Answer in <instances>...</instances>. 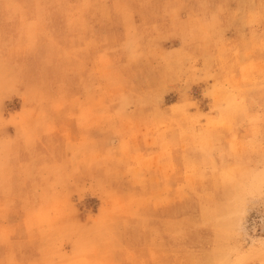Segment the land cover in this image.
<instances>
[{
  "label": "rangeland",
  "instance_id": "374dc122",
  "mask_svg": "<svg viewBox=\"0 0 264 264\" xmlns=\"http://www.w3.org/2000/svg\"><path fill=\"white\" fill-rule=\"evenodd\" d=\"M262 188L264 0H0V264H264Z\"/></svg>",
  "mask_w": 264,
  "mask_h": 264
},
{
  "label": "snow or ice",
  "instance_id": "6c2138e0",
  "mask_svg": "<svg viewBox=\"0 0 264 264\" xmlns=\"http://www.w3.org/2000/svg\"><path fill=\"white\" fill-rule=\"evenodd\" d=\"M261 192H262V197H264V188H262Z\"/></svg>",
  "mask_w": 264,
  "mask_h": 264
},
{
  "label": "bare ground",
  "instance_id": "6f19581e",
  "mask_svg": "<svg viewBox=\"0 0 264 264\" xmlns=\"http://www.w3.org/2000/svg\"><path fill=\"white\" fill-rule=\"evenodd\" d=\"M211 198V197H210Z\"/></svg>",
  "mask_w": 264,
  "mask_h": 264
}]
</instances>
